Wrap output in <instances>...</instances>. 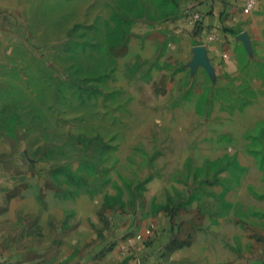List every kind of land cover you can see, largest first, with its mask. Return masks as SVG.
Wrapping results in <instances>:
<instances>
[{
	"label": "rangeland",
	"instance_id": "374dc122",
	"mask_svg": "<svg viewBox=\"0 0 264 264\" xmlns=\"http://www.w3.org/2000/svg\"><path fill=\"white\" fill-rule=\"evenodd\" d=\"M182 2L0 0V215L170 192L209 253L264 259V34L186 55Z\"/></svg>",
	"mask_w": 264,
	"mask_h": 264
},
{
	"label": "crops",
	"instance_id": "0c3cea01",
	"mask_svg": "<svg viewBox=\"0 0 264 264\" xmlns=\"http://www.w3.org/2000/svg\"><path fill=\"white\" fill-rule=\"evenodd\" d=\"M182 1L186 30L179 49L186 55H193L195 46L210 58H223L234 51L233 41L247 33L264 34V0L250 9L247 0ZM186 9L201 13L197 26ZM172 195L166 192V199L156 201L150 216L143 209L118 211L103 225L97 218L107 213L102 206L96 209L92 196L87 211L81 212L77 200L69 210L63 204L38 209L31 220L25 215L29 211L19 213L13 205L7 216L0 215V264H240L239 258L209 253L208 244L198 240L201 232L192 224L189 207L173 203ZM246 264H264V259L250 258Z\"/></svg>",
	"mask_w": 264,
	"mask_h": 264
},
{
	"label": "built area",
	"instance_id": "2783aa9c",
	"mask_svg": "<svg viewBox=\"0 0 264 264\" xmlns=\"http://www.w3.org/2000/svg\"><path fill=\"white\" fill-rule=\"evenodd\" d=\"M256 4V0H247L246 1V8L250 9L253 8ZM185 13L189 17L190 23L197 26V24L201 21V13L199 11L193 10V9H186Z\"/></svg>",
	"mask_w": 264,
	"mask_h": 264
}]
</instances>
